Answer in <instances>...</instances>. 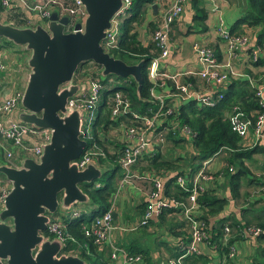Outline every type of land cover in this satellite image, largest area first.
<instances>
[{
    "label": "crops",
    "instance_id": "0c3cea01",
    "mask_svg": "<svg viewBox=\"0 0 264 264\" xmlns=\"http://www.w3.org/2000/svg\"><path fill=\"white\" fill-rule=\"evenodd\" d=\"M249 2L250 0H187L182 15L172 27L170 35V53L167 58L160 62V72L169 75L186 73L188 74V77L181 78L180 80L183 82H189L190 84V81H193L192 86L198 93L207 94L210 91L214 92V87L211 84H202L201 79L194 75L202 67L193 51V46L197 44L212 50L222 66L229 61L232 65V71L236 74L233 80L244 78L250 81L253 88L258 89L263 87L264 76L260 81L254 80L250 77L252 74H258L259 72L264 74V67H258L255 69V67L251 65V59L249 56L251 50L258 47L262 52L260 54V58H264V48H261L256 42L258 33L260 32V27L242 26L240 28L238 35L247 37L248 43L246 46L247 48L239 55L235 56H230L228 54L226 40L220 36V32L229 33L234 24L242 18L246 12H248ZM170 3L171 0H154L152 4L146 5L142 9V16H140V20L138 22L133 24L132 29L133 32L136 33L137 40L141 46L153 44L152 36L158 22L160 21L162 11ZM153 6L155 7L153 8ZM25 15V19L27 18V21L25 20L26 24L23 25L17 22V15L13 11H4L1 9L0 22L13 24L18 28H34L39 25V23H42V21L39 20L35 14ZM3 40L5 42L0 40V57L7 69L3 71L4 73H0V100H5L11 94L16 92L23 93L30 73V70L28 71L24 67H21V65L17 62L18 56H16V51H13L5 39ZM20 49H22V47H20ZM28 58L29 56H27V59ZM111 78L110 82H123L115 77ZM159 95H170V101L172 102L174 108L183 102L176 96L175 93L172 92V88L168 84H166L162 89L157 88L155 90L154 96ZM104 108L106 107L103 104L98 106L97 116L101 117L103 115L101 114V111ZM20 112L21 109L19 106L14 113L7 117L8 119H6V123L18 121V114ZM170 125L172 126V123H170ZM95 129H97V126H95ZM112 130H115L114 134L110 133ZM156 132L157 130L154 131V134ZM103 133L106 135L108 130L107 133L104 131ZM109 133L113 136L115 144L119 146L122 143L123 135L116 129V124L113 122H110ZM178 135L179 137L172 136V138L168 140H165L166 138L164 135L161 141L158 139V135H150L153 154L159 155L160 161L170 163L168 165L170 169L168 170L165 169L167 168L166 166L161 168L164 170H161L160 173L150 172V174H153L154 177L159 179L162 184L163 191L166 183L174 177L175 179L178 177H184L192 184L199 170L203 168L202 162L200 168L191 177L188 176L190 170L188 161L193 152L192 139L191 137L184 136L181 132ZM29 140L31 139L25 138L24 142H30ZM240 140L242 141L245 149H251L259 143L264 144V139L257 140L254 137L252 130H250V133L246 138H240ZM114 142L109 144H114ZM188 142H190V150L186 151L182 145ZM31 143L33 144L35 142L33 141ZM17 151V148L14 147L11 142H8L0 137V166L5 165L12 168H20L21 163L26 158L23 159L19 156ZM7 152H12L13 158H8ZM221 153H218L206 160L209 161V163L205 166L204 173L210 179L198 181V184L203 188V190L212 191V193L218 198H225L228 200V204L223 213L217 217L208 218L211 226L216 224L219 219L229 215H233V217L237 220H242L244 217V214L241 213L242 206H249V204L253 201L262 202L259 206H257L258 208L264 206V189L262 191L259 185L252 184L249 186L245 184L242 188V193L245 194V196L238 201L232 199L229 181L228 178L224 176L223 170L231 168L233 171L230 172L228 170V172L233 173L235 168L232 165H229V153ZM219 154L221 155L220 158H218L220 156ZM145 157L149 158L151 156L149 155ZM102 162L107 163V159L100 160L98 165L95 166L100 168L103 173H105L106 165ZM247 165L251 174L256 176V179H258L260 183H263L260 181L259 175H264V156H254V161ZM135 167L136 168L133 167V169L137 172L147 170L145 161L138 163ZM179 173L184 176L179 175ZM0 177L4 178L2 175H0ZM121 177V170L118 168L113 181V193L110 197V207L106 211H110L112 213L114 230L110 232L109 241L100 246L96 245L99 252L104 254L107 264H110L111 262L112 264H128L124 263L126 262L125 254L133 257H139V261L129 264H169V262L176 258L177 255H180L179 253L184 252L181 251L180 244L183 243L186 245L188 244L187 242L191 240L189 223L181 214L165 213L162 215L161 213L160 215H154L150 218L147 224L141 225V219L147 205V194L152 190V185L148 182L133 181L123 187H120L119 182ZM98 182L99 181H96V183L99 184V187H101L102 183ZM164 198L169 199L165 196ZM184 201L187 202V200ZM76 205L72 206L69 210L58 208L60 214L53 217L59 218L65 224L66 220L79 219L82 215L89 214L92 211V208L96 207V205L93 206L90 202L88 204H80L81 206ZM199 209L196 211L197 217L203 214L201 209ZM128 213L131 216L130 220L127 219ZM94 219H92L89 223L83 224L81 230L93 224L92 222ZM220 242L222 245L226 243L224 242L223 235L217 242L214 241L210 244H203L200 247L202 253L197 256L206 258V264H227L228 262L225 260L223 261L219 255ZM246 243L248 244V242ZM246 243H242L241 251H245V248L248 247ZM111 245L115 248V250H117V255L114 260H111L110 258ZM238 251L239 256L236 259V263L248 264L246 258H244L245 252L243 251L240 253V249H238ZM230 261L231 263L233 262L232 260ZM183 264L196 263L192 261V257L189 255L183 259Z\"/></svg>",
    "mask_w": 264,
    "mask_h": 264
},
{
    "label": "built area",
    "instance_id": "2783aa9c",
    "mask_svg": "<svg viewBox=\"0 0 264 264\" xmlns=\"http://www.w3.org/2000/svg\"><path fill=\"white\" fill-rule=\"evenodd\" d=\"M122 2V8L111 19V27L106 30V37L100 44L103 51L107 54H110L118 44L121 34V21L132 14V0H122ZM186 3L187 0H171V3L163 9L160 21L152 36V42L157 54L148 66L147 76L151 83V101L158 104L157 112L146 115L132 110L129 99L121 91H114L104 96V85L102 83L104 77L101 76V69L96 71L94 69L96 65L92 63L82 66L84 69L79 74L76 75L75 73L72 81L73 85H83L84 89L78 91L66 101L68 109L80 112V138L86 142L82 155L75 161L79 170L85 169L89 164L98 165L100 160H106L108 156H114L122 174L119 182L120 187L133 181L144 182L145 180H149L152 184V190L147 194V205L141 219V225L147 224L150 218L154 215H160L166 208L178 210L189 223L191 240L186 245L180 244V249L184 252L171 260L169 264H183L185 257L191 254L200 255L202 253L200 247L206 244V235L203 232L204 223L198 219L196 211L198 210V196L203 191L198 181L210 179L204 173V168L209 161L203 162V168L199 170L194 178L190 189L186 188V181H188L186 178L178 177L176 179L177 185L189 192L186 197L187 202L165 199L162 184L158 178L151 174L140 175L133 171V166L139 160L145 156L154 155L151 149L152 140L150 139V135H158L160 141L163 139L166 131H157L155 134L154 131L158 129L157 126L160 124V118L172 111L170 108H166L165 104V100L170 98V95L154 96L155 90L157 88L162 89L167 82H170L173 85L176 96L181 101L194 100L199 106L211 108L222 99V95L219 92L236 75L232 71V65L229 61L222 66L212 50L197 44L193 46V51L202 67L194 75L201 79L202 84H211L214 87V92L210 91L207 94L198 93L192 86V83L180 80L181 78L188 77L186 73L169 75L160 72V62L167 58L170 53L172 27L182 15ZM0 6L4 11L35 14L42 21L44 27L52 13H56L58 18L66 17L69 23L65 27V33L75 32L74 28L76 24H81V31H83V22L87 17L85 8L80 0H0ZM220 36L226 40L227 51L230 56L239 55L247 48L248 38L243 35L231 36L228 32H220ZM261 53L258 47L253 48L249 53L251 62L260 59ZM6 69L7 67L0 57V73H4L3 71ZM65 86L66 84L61 86L60 89ZM256 96L259 99V106L264 111V86L257 89ZM21 98L22 93L16 92L11 94L7 99L0 100V137L11 142L17 148V154L23 159H31L38 163L42 154L41 146L47 144L50 140V130L38 129L19 121L6 123L7 117L20 106ZM100 104L106 107L110 122L116 124V129L123 135L122 143L119 146L115 144L113 136L110 135V133L114 134L115 130L109 133V125L107 127L108 133L105 135L102 130L103 123H99L97 120L98 106ZM225 117L229 120L232 132L238 137L246 138L250 130H252L257 140L264 139V112L257 113L254 125L246 121L235 107L230 112H225ZM98 123L99 126L95 129ZM175 125L177 123L172 124V128ZM180 132L184 136L192 137V132L187 127L181 128ZM25 138L31 139L29 140L30 142H24ZM102 139H104L103 142H101ZM33 141L35 143L32 144L31 142ZM111 142H114V144H109ZM7 157L13 158V153L7 152ZM229 171L232 172L233 170L230 168ZM259 178L264 183V175H259ZM97 185L99 187V184ZM10 189V183L5 178L0 177V212L3 209L4 199ZM92 223L89 227L83 228L85 236L91 238L93 244L98 246L109 241L110 232L114 230L112 213L110 211L105 212L95 218ZM230 232V228L225 226L223 232L224 242L228 241ZM258 233L259 231L254 229L247 231V234L252 236H256ZM46 235H44L45 240L55 238L63 243V245L68 241L75 242L72 237L66 234V225L57 217L50 218ZM235 253V250L231 248L228 256L229 259H234ZM116 255L117 250L112 246L110 251L111 260H114ZM125 257L126 262L124 263L129 264L139 261V257L126 254Z\"/></svg>",
    "mask_w": 264,
    "mask_h": 264
},
{
    "label": "water",
    "instance_id": "95a60500",
    "mask_svg": "<svg viewBox=\"0 0 264 264\" xmlns=\"http://www.w3.org/2000/svg\"><path fill=\"white\" fill-rule=\"evenodd\" d=\"M80 1L87 14L83 31L76 24L75 32L65 33L69 20L56 13L45 27L18 28L0 22V39L30 54L18 121L51 132L48 143L41 146L38 163L24 159L18 169L0 166V175L11 185L0 212V264H86L77 255L64 253L59 240L44 238L58 208L88 204L89 197L80 185L96 183L104 175L94 164L79 170L75 162L86 142L80 138V112L66 107L67 99L84 89L73 85V77L79 67L92 63L101 69L102 77L131 79L136 94L140 91L142 64L128 66L100 45L122 0Z\"/></svg>",
    "mask_w": 264,
    "mask_h": 264
},
{
    "label": "trees",
    "instance_id": "16d2710c",
    "mask_svg": "<svg viewBox=\"0 0 264 264\" xmlns=\"http://www.w3.org/2000/svg\"><path fill=\"white\" fill-rule=\"evenodd\" d=\"M153 2L154 0H132V14L128 19L125 18L121 21V35L118 44L110 53L113 58L124 62L128 66H133L138 63L142 64L140 68L142 83L139 93L136 94V84L131 79L124 80V83H114L109 82L112 79L111 77H107L102 81L104 85V96L114 91H121L129 99L132 110L146 115H151L158 110V104L153 103L150 98L151 83L147 76L148 66L151 60L156 56L157 51L154 44H152L153 46H141L137 40L136 33H134L132 29L133 24L140 20V16H142L141 13L143 12L142 9ZM1 9L3 8L0 6V10ZM14 13L17 15V22L23 25L26 24L27 18L25 19L26 15L24 13ZM242 26L260 27L256 42L261 48H264V0H250L248 12L234 24L229 34L231 36H239L238 33ZM251 65L255 67V69L264 67V58L251 62ZM83 69L84 68L79 67L76 75ZM94 69L96 71L100 70L97 66H94ZM263 76L264 74L259 72L258 74H252L250 77L260 81ZM190 82L192 83L193 81ZM167 84L171 86L172 92L175 93L173 85H171L170 82H167ZM256 91L257 89L252 87L249 80L244 78L233 80L232 78L222 91L219 92V94L222 95V99L211 108L199 106L194 100L181 102V104L174 108L170 98H168L165 100L166 108H170L172 111L164 117H161L160 124L157 126V131H166L165 140L172 138V136L179 137L178 134L183 127H187L192 132L193 152L188 161V166L190 167L188 176L190 177L200 168L202 162L218 153L228 152L229 165H232L235 171L229 173V168H226L223 170V174L228 178L231 197L235 201L245 196V194L242 193V188L245 184L249 186L252 184L259 185L260 189L263 191L264 183H260L259 180L256 179V176L251 174L247 164L254 161V156H264V144L259 143L251 149H245L240 137L232 132L229 120L225 117L224 112H230L233 107H235L246 121L254 125L257 113L264 112L262 107L259 106V99L256 96ZM101 114L103 115L101 117L98 116L97 120L99 123H103L102 130L107 133L106 129L110 125L109 113L107 109L104 108ZM99 123L96 125L97 127ZM170 123H177V125L172 128ZM103 141L104 139H102L101 142ZM142 161H145L147 167L146 171L137 172L133 169L134 172L140 175L150 174L151 171L160 173L161 170H164L161 168L166 166V170L170 169L168 166L170 163L160 161V156L157 154L149 158L143 157L138 163ZM115 162L116 157L114 156H108L107 163L102 162L103 164L105 163V165L111 163L113 167L109 171L106 170L104 173V180L101 187H95L94 184H97L95 182L80 185V189L89 197L90 204L93 206L96 205V207L92 208L89 214H84L79 219L65 221L66 234L72 237L75 242H66L63 252L75 253V255L85 261L86 264H107L104 254L99 252L98 247L93 244L91 238L85 236L81 227L83 224L89 223L92 219L101 216L110 207V197L113 193L112 180L115 178L119 168ZM135 166L133 167L136 168ZM179 175L184 176L181 173H179ZM144 182L151 184L149 180H145ZM190 186L191 182L189 180L186 181V188L190 189ZM188 193L189 192L177 185L175 177L166 183L163 191V195L166 198L175 201L186 200ZM261 203V201H253L249 206L243 205L241 208V213L244 214L242 220H237L233 215H229L219 219L216 224L211 226L208 218L217 217L223 213L228 204V200L225 198H218L212 191L203 190L199 194L197 207L201 209L203 214L199 216L198 219L204 223L203 232L206 235L205 242L208 244L214 241L217 242L223 235L225 226H228L231 230L228 241L223 245L220 242L219 246V255L223 261L225 260L228 262L227 264H237L236 259L239 256L238 249L242 248V243L244 242H248L249 248L252 249V254L246 257L247 263L264 264V206L260 208L257 207ZM165 213L180 214L179 211L174 208L164 209L162 215ZM251 229L258 230L259 233L256 236L248 235L247 231ZM44 235L47 236L46 233H44ZM231 248L236 252L234 259H229L228 257ZM179 254L181 255L182 252ZM190 256L192 257V261L196 264L207 263V259L202 256L194 254ZM230 260L233 262L231 263Z\"/></svg>",
    "mask_w": 264,
    "mask_h": 264
},
{
    "label": "rangeland",
    "instance_id": "374dc122",
    "mask_svg": "<svg viewBox=\"0 0 264 264\" xmlns=\"http://www.w3.org/2000/svg\"><path fill=\"white\" fill-rule=\"evenodd\" d=\"M39 25L40 26H43L44 27V25L42 24V23H39ZM0 40H2V41H4L3 39H0ZM5 42V41H4ZM8 45H10L11 46V48L13 49V51H16V56H18V58H17V62L21 65V67H24L25 69H27L28 71H29V67H28V59H27V56H29L30 54H29V52L28 51H26L25 49H23V47H22V49H20V46H14V45H12L11 43H7ZM116 81H118V80H116ZM123 83H124V80H123ZM190 142H188V143H186V144H183L182 146L184 147V150H186V151H188V150H190ZM222 154V153H221ZM220 155V154H219ZM219 155H217V156H219ZM221 157V155L218 157V158H220ZM218 158H216V159H218ZM115 164L117 165V163L115 162ZM113 167V165L112 164H106V170L107 171H109L111 168ZM103 180H104V177H102L100 180H98L99 182H103ZM113 181H114V179L112 180V183H113ZM94 186L95 187H97L98 185L97 184H94ZM253 192H254V190H253ZM76 206H81L80 204L79 205H76ZM83 211H85L84 209H82ZM58 214H60V211L58 210L57 211V213L55 214V215H58ZM127 219L128 220H130L131 219V216H130V214L128 213L127 214ZM246 245L248 246V247H246L245 248V251L244 250H242L241 251V249H240V253H242L243 251L245 252V256H244V258H246L247 256L246 255H251L252 254V249L251 248H249V245L246 243ZM243 255V254H242Z\"/></svg>",
    "mask_w": 264,
    "mask_h": 264
}]
</instances>
